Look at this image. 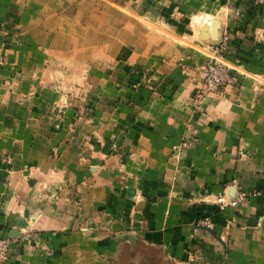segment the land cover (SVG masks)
Returning <instances> with one entry per match:
<instances>
[{
	"label": "crops",
	"instance_id": "0c3cea01",
	"mask_svg": "<svg viewBox=\"0 0 264 264\" xmlns=\"http://www.w3.org/2000/svg\"><path fill=\"white\" fill-rule=\"evenodd\" d=\"M263 24L253 0H0L1 264H264V198L214 204L264 189ZM213 60L234 81L198 98Z\"/></svg>",
	"mask_w": 264,
	"mask_h": 264
},
{
	"label": "built area",
	"instance_id": "2783aa9c",
	"mask_svg": "<svg viewBox=\"0 0 264 264\" xmlns=\"http://www.w3.org/2000/svg\"><path fill=\"white\" fill-rule=\"evenodd\" d=\"M253 3L260 6L264 12V0H253ZM255 38L258 42L264 44V24L256 30ZM229 40L230 33L228 29H225L219 34V38L217 40L212 41L207 45V49L214 53H223L228 46ZM198 71L201 76V86L199 87V92L197 93L198 98L209 97L213 94L220 93L223 87L234 81V78L229 74L228 65L220 61H209L205 65L200 66ZM232 186L235 189L233 197H228L225 191L218 192L214 196V204L217 206L219 211H224L227 208L235 209L240 202L250 197L261 196L264 198V189H250L245 191L237 187V183L235 181H233ZM196 224L208 230H213L215 227V223L210 215L199 219ZM233 224V219L226 220V226ZM10 245L11 238L7 236H0V264L8 257ZM171 264L195 263L193 259H188L186 261L173 260Z\"/></svg>",
	"mask_w": 264,
	"mask_h": 264
},
{
	"label": "water",
	"instance_id": "95a60500",
	"mask_svg": "<svg viewBox=\"0 0 264 264\" xmlns=\"http://www.w3.org/2000/svg\"><path fill=\"white\" fill-rule=\"evenodd\" d=\"M217 27H218V22L217 21H213V23H212V33H211V36H210L211 40H214L216 38ZM203 29H205V28H203ZM203 32H204V30H203Z\"/></svg>",
	"mask_w": 264,
	"mask_h": 264
},
{
	"label": "rangeland",
	"instance_id": "374dc122",
	"mask_svg": "<svg viewBox=\"0 0 264 264\" xmlns=\"http://www.w3.org/2000/svg\"><path fill=\"white\" fill-rule=\"evenodd\" d=\"M178 15H179L178 10H174V11L171 12V16L172 17H177ZM178 17H180V16H178Z\"/></svg>",
	"mask_w": 264,
	"mask_h": 264
}]
</instances>
